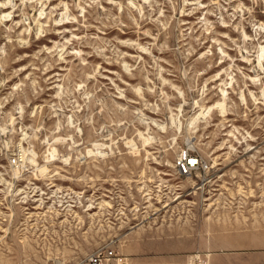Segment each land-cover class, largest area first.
Returning a JSON list of instances; mask_svg holds the SVG:
<instances>
[{"label": "rangeland", "instance_id": "obj_1", "mask_svg": "<svg viewBox=\"0 0 264 264\" xmlns=\"http://www.w3.org/2000/svg\"><path fill=\"white\" fill-rule=\"evenodd\" d=\"M183 220L264 264V0H0V264Z\"/></svg>", "mask_w": 264, "mask_h": 264}, {"label": "crops", "instance_id": "obj_2", "mask_svg": "<svg viewBox=\"0 0 264 264\" xmlns=\"http://www.w3.org/2000/svg\"><path fill=\"white\" fill-rule=\"evenodd\" d=\"M187 223L188 221L184 220L176 221L175 225L159 226L153 232L146 229L130 231L128 234L130 244L124 249L126 264H211L214 258L225 261L218 264H244L227 261L242 259L241 256L247 255L246 253L212 254L209 250L194 252V244L191 242L189 232L168 230V228L185 229L188 227ZM200 226L203 227L199 224Z\"/></svg>", "mask_w": 264, "mask_h": 264}, {"label": "built area", "instance_id": "obj_3", "mask_svg": "<svg viewBox=\"0 0 264 264\" xmlns=\"http://www.w3.org/2000/svg\"><path fill=\"white\" fill-rule=\"evenodd\" d=\"M17 162V158L14 159L13 163ZM177 168L181 175L189 174L194 168L191 166L190 159L187 155H184L181 159L177 161ZM115 260L114 251L109 248H101L95 254L90 255L86 264H112V261Z\"/></svg>", "mask_w": 264, "mask_h": 264}, {"label": "bare ground", "instance_id": "obj_4", "mask_svg": "<svg viewBox=\"0 0 264 264\" xmlns=\"http://www.w3.org/2000/svg\"><path fill=\"white\" fill-rule=\"evenodd\" d=\"M21 147H22V146H21ZM96 147H98V146L96 145ZM22 148H23V147H22ZM22 148H21V150H22V151H21V158H22L23 161H24L25 159H26V160H29L30 163L33 164L34 166H37V168L40 169L41 172H47L48 169H47L46 167H44V166H43V167H39V166L37 165V161H36L35 159H33V158H31V157H27V158H26V154H25L26 151L24 152V149H22ZM51 155H52V154H51ZM52 157H54V156H52ZM49 159H50V158H48V160H49ZM189 159H190L191 166L195 167L196 159H194V158H192V160H191V158H189ZM23 161H22V162H23ZM23 163H24V162H23ZM17 169H18V168H17ZM19 171H20V170H19ZM19 171H18V172H19ZM16 172H17V171H16ZM118 264H119V263H118Z\"/></svg>", "mask_w": 264, "mask_h": 264}]
</instances>
